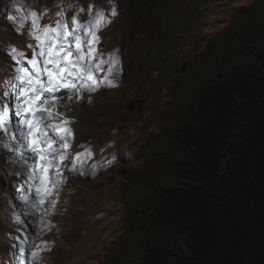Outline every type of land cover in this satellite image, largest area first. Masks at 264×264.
I'll return each mask as SVG.
<instances>
[{
    "label": "trees",
    "instance_id": "trees-1",
    "mask_svg": "<svg viewBox=\"0 0 264 264\" xmlns=\"http://www.w3.org/2000/svg\"><path fill=\"white\" fill-rule=\"evenodd\" d=\"M259 3L234 16L232 36L264 25ZM209 47L178 85L170 144L148 156L154 200L152 182L133 187L155 226L131 235L116 264H264V38Z\"/></svg>",
    "mask_w": 264,
    "mask_h": 264
},
{
    "label": "snow or ice",
    "instance_id": "snow-or-ice-1",
    "mask_svg": "<svg viewBox=\"0 0 264 264\" xmlns=\"http://www.w3.org/2000/svg\"><path fill=\"white\" fill-rule=\"evenodd\" d=\"M116 14L112 8L109 13L100 11L87 27L78 20V17H74L71 29L68 28L66 21H58L56 27L44 26L43 31H40L42 26L38 19H33L32 34L38 41L36 46L38 50L33 52L32 58H27L25 53L14 48L10 49L14 56L18 54L25 57L30 68L23 67L24 62L17 58V64L21 67L15 69L17 77L9 82L12 92L11 115L8 105L0 104V129L10 133L13 140L22 142L17 144L19 157L9 159L21 165L15 174L24 177V180L16 187L31 209L29 215L35 216L41 212L47 197L64 179L63 161L67 157L60 149L69 147L67 141L72 129L71 119L59 111L61 105L58 101L61 97L57 94L66 92L69 94L68 99L71 100L70 93L74 92L77 99H83V92L95 91L101 83L112 87L118 82L121 74L119 59L111 60L113 67L108 70L104 81L97 82L93 75L103 71L104 62L111 59L100 54L97 62L99 43L97 33L110 23L108 16ZM31 15L38 16L37 13ZM7 18L10 21L15 19ZM84 80H86L84 86H79ZM4 95L8 93L5 92ZM71 171L74 174H83L82 170L77 171L75 164ZM92 174L95 175V171ZM24 185L28 186L27 194ZM51 209H55V201H51ZM51 214V211L44 209L40 220L44 226L36 235H43L49 230L51 225L45 221L44 216ZM33 239L23 231L16 237L21 245L19 249L21 255L26 251L23 245L34 246ZM31 256L35 260L38 253L32 252Z\"/></svg>",
    "mask_w": 264,
    "mask_h": 264
},
{
    "label": "rangeland",
    "instance_id": "rangeland-1",
    "mask_svg": "<svg viewBox=\"0 0 264 264\" xmlns=\"http://www.w3.org/2000/svg\"><path fill=\"white\" fill-rule=\"evenodd\" d=\"M240 4L248 6L250 2L237 1L233 4H228L222 7H215V9L207 18L208 22L211 24V27L207 32H211V36H217L215 39L225 40L229 37H232L234 40L244 41L246 43L252 42L254 44H260L262 42V39L264 38V35H262L264 25L259 26V28L253 25H249L240 34V36H232L231 28L226 25L227 21L224 20L226 19L230 11L234 10V8L237 6L239 8H244L243 6H240ZM1 5L2 0H0V7ZM121 14H123V11L121 12ZM123 20L124 18L122 16L120 17V19L118 17L117 21L115 22V30L112 33V35H114L118 40L127 37V32L124 28V25H122L120 28V35H118V32L116 30V28L119 26V23L123 22ZM0 39H7V37L4 36L1 31ZM211 53V47L206 48L203 56L206 57L208 55H211ZM133 70L135 72L130 71L129 69L127 70V75L129 77L128 81L125 82L126 89L124 91V97L117 96L116 98V103L119 106L120 110H111V118L104 126L102 124L98 131L103 137L106 134L111 135L116 148H119L120 153H123L124 150L127 149L128 153L126 154V156L129 159L127 162H122L118 167L98 178L96 180V182H98L97 190L82 193L81 205L78 202L76 203L77 207L80 206L82 208L80 211H78L77 217H82L86 221L90 220L91 216H93L98 209L106 212V217L98 225L93 227V229L97 231H100L102 228L108 227L109 225L120 221L119 219L122 216V210L120 209L121 207L119 191L123 186L126 185V182L128 183V185H131L132 183L142 182L145 183L146 186L149 184V182H152V179L150 178L151 173H149L145 168V165L147 163V156L146 154L143 156V154L141 153V146L143 143V138L146 139L148 134H151L153 136L158 135V122L160 119V116L158 114L160 113L162 106L165 103L166 97L161 94L155 100L145 101L147 89H144V92L142 91V93L135 94V81H138L140 79V76L147 75L149 73L137 66H135ZM154 76L155 74H153V77ZM156 85L164 88L162 82L158 81ZM131 100L138 102L136 106L139 104V107L141 108H139L132 114H123L126 118V121L123 122V124L120 125V123H116L118 125H116L114 129L109 127L112 119L115 116L121 114L124 111L126 103L130 102ZM113 103V101L106 103L107 108ZM174 110L175 103L172 102L169 106L168 113L170 114L171 118L168 119V123L174 122L172 115ZM117 120H119V118H117ZM170 130L171 129L163 126V136L158 142L159 148L168 146L170 144ZM120 153L118 152L119 155ZM133 159L140 162V164H137L136 161L132 162ZM148 186L149 188L146 191L147 195L152 196L157 192V190H159L157 185H155V183L153 182ZM121 225L122 222H119L118 226L120 227ZM65 248H67V246H65ZM70 248L72 247L68 246L69 251L71 250ZM98 263V256H88L87 261H85L83 264Z\"/></svg>",
    "mask_w": 264,
    "mask_h": 264
},
{
    "label": "bare ground",
    "instance_id": "bare-ground-1",
    "mask_svg": "<svg viewBox=\"0 0 264 264\" xmlns=\"http://www.w3.org/2000/svg\"><path fill=\"white\" fill-rule=\"evenodd\" d=\"M240 9H243L242 7L240 8ZM238 21V20H237ZM236 21V22H237ZM235 24V23H234ZM180 90V89H179ZM78 114H79V116H80V119H81V121L84 123V124H86L87 122H88V120L84 117V115H83V111L82 110H80V111H78Z\"/></svg>",
    "mask_w": 264,
    "mask_h": 264
}]
</instances>
